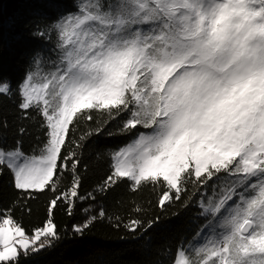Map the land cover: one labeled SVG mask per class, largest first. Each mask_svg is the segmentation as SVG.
Here are the masks:
<instances>
[{"label": "snow or ice", "instance_id": "6c2138e0", "mask_svg": "<svg viewBox=\"0 0 264 264\" xmlns=\"http://www.w3.org/2000/svg\"><path fill=\"white\" fill-rule=\"evenodd\" d=\"M46 15L56 35L49 71L39 83L28 71L15 92L23 115L41 117L42 146L27 154L21 127L5 147L0 125V174L10 173L22 196L56 194L50 216L60 201L71 212L85 197L76 153L62 149L82 110H103L131 142L111 153V171L88 198L152 185L167 189L163 206L188 184L210 188L193 237L204 240L181 245L172 264H264V0H51ZM33 63L44 66L39 52ZM12 96L0 81V97ZM69 162L73 183L62 192ZM104 216L100 209L74 233ZM126 227L143 241L158 220ZM59 239L51 219L29 236L11 209L0 212V264H20Z\"/></svg>", "mask_w": 264, "mask_h": 264}, {"label": "trees", "instance_id": "16d2710c", "mask_svg": "<svg viewBox=\"0 0 264 264\" xmlns=\"http://www.w3.org/2000/svg\"><path fill=\"white\" fill-rule=\"evenodd\" d=\"M50 2L0 0V81H9L13 92L12 98L0 97V125L6 123L8 126L3 146H12L21 138L19 129L23 127L26 131L22 140L27 154L42 146L41 117L35 111L23 115L17 108L15 92L28 71L33 72L37 83L43 81L49 71L47 54L56 41V35L45 27ZM70 2L64 0V3ZM81 2L87 3V0ZM35 52L40 53L44 66L33 63L30 69V58ZM89 112L91 120L85 115ZM78 115L83 118L76 121L62 149L66 156L76 153L79 160L77 175L81 181L79 191L85 197L76 201L71 212L69 205L60 201L50 216L49 204L56 194L43 192L32 197L22 196L13 187L10 173L0 174V212L11 209V215L29 236L51 219L60 236L58 241H54V246L42 249L39 254L28 258L22 256L20 264H172L181 245L188 247V241L193 244L203 242V236L197 240L193 237L204 223L202 219L196 222L200 210L198 205L202 195L211 194L210 188L188 184L179 200L173 198L163 206L159 205V200L162 191L167 189L152 185L138 191L122 185L106 195L96 192L95 200L88 198V194L94 192L111 171V153L126 146L131 138L121 136L117 131L118 123L108 122L107 113L103 110H82ZM97 128H103V134L95 135ZM90 133L92 135H88ZM68 168L62 173L59 185L62 192L73 183L71 162ZM172 195L175 196L174 193ZM100 209L105 211V216L93 221L83 236L76 235L74 226L83 225ZM133 220H139L145 227L150 221L158 220V227L142 241L139 239L141 232L134 235L126 227ZM149 240L150 244L146 242ZM189 255L196 258L194 252Z\"/></svg>", "mask_w": 264, "mask_h": 264}]
</instances>
